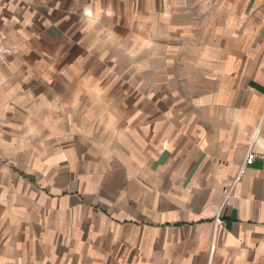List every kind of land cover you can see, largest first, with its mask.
<instances>
[{
    "label": "crops",
    "instance_id": "obj_1",
    "mask_svg": "<svg viewBox=\"0 0 264 264\" xmlns=\"http://www.w3.org/2000/svg\"><path fill=\"white\" fill-rule=\"evenodd\" d=\"M0 264H264V0H0Z\"/></svg>",
    "mask_w": 264,
    "mask_h": 264
},
{
    "label": "built area",
    "instance_id": "obj_2",
    "mask_svg": "<svg viewBox=\"0 0 264 264\" xmlns=\"http://www.w3.org/2000/svg\"><path fill=\"white\" fill-rule=\"evenodd\" d=\"M255 157L256 156H254V155H251V156H249L248 158H247V160H246V162H252L254 159H255Z\"/></svg>",
    "mask_w": 264,
    "mask_h": 264
}]
</instances>
